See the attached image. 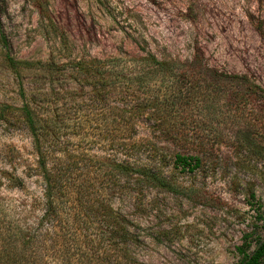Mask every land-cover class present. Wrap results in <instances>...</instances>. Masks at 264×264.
Masks as SVG:
<instances>
[{
  "label": "rangeland",
  "instance_id": "obj_1",
  "mask_svg": "<svg viewBox=\"0 0 264 264\" xmlns=\"http://www.w3.org/2000/svg\"><path fill=\"white\" fill-rule=\"evenodd\" d=\"M0 3V30L10 43V53L19 59L60 64L121 52L140 54L144 47L160 58L190 60L199 48L211 66L247 74L264 88V0ZM1 53L0 47V102L21 104L19 79ZM67 68L65 74L45 73L41 79L34 71L24 75L28 90L39 88L43 109L60 115L62 144L55 151L68 158L64 164L78 160L73 164L71 191L64 197L65 207H72L64 215L71 218L77 211L89 223L87 203L74 198L80 189L89 193L90 200L103 199L132 220L134 240L113 249V262L108 264H240L237 246L245 235L249 234L251 252L263 233L259 216H264V99L258 105L238 101L236 111L214 120L204 115L193 130L194 138L203 142L198 149L203 166L193 172L172 168L175 191L146 186L139 200L128 193L123 181L113 184L108 175L95 170L90 156H103L110 147L109 118L96 114L89 86L81 87ZM239 130L246 143L235 141L233 132ZM133 138H151L147 125L141 124ZM34 158L29 131L0 121V175L18 166L30 191L39 194L35 177L22 172ZM0 190L6 197L30 200L28 192L19 188ZM38 213L34 210L32 215ZM92 220L98 223L97 218Z\"/></svg>",
  "mask_w": 264,
  "mask_h": 264
},
{
  "label": "trees",
  "instance_id": "obj_2",
  "mask_svg": "<svg viewBox=\"0 0 264 264\" xmlns=\"http://www.w3.org/2000/svg\"><path fill=\"white\" fill-rule=\"evenodd\" d=\"M1 13L0 3V23ZM0 47L3 62L19 79L21 96L18 105L0 102V121L29 131L35 158L22 172L34 176L40 188L39 194L30 191L18 166L1 172L0 189L19 188L28 192L30 200L9 198L0 190V264H108L113 262V249L128 246L135 236L131 219L103 199L90 200L89 193L80 189L74 198L87 203L89 223L77 211L71 218L64 215L72 207H65L64 197L71 191L73 164L78 160L64 164L68 158L55 151L62 144L60 115L43 109L39 88H26V72L34 71L41 79L45 73L65 74L70 67L78 84L89 86L96 114L108 117L110 125L108 151L90 159L96 171L108 175L113 184L123 181L128 193L139 200L146 186L175 191L172 168L193 172L203 166L198 150L203 142L194 138L193 130L204 115L214 120L236 111L238 101L258 105L264 99V88L255 80L211 66L199 48L190 60L160 58L140 47V54L121 52L56 64L14 57L2 30ZM141 124L147 125L151 138H133ZM233 134L238 144L248 141L242 130ZM34 210H39L38 215H32ZM93 217L98 219L95 225ZM259 218L263 233L255 248L249 252V234L237 246L240 264H264V216Z\"/></svg>",
  "mask_w": 264,
  "mask_h": 264
}]
</instances>
